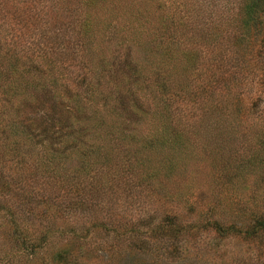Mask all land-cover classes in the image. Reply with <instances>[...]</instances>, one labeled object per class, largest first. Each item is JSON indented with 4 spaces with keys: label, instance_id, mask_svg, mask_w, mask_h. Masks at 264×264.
Masks as SVG:
<instances>
[{
    "label": "rangeland",
    "instance_id": "rangeland-1",
    "mask_svg": "<svg viewBox=\"0 0 264 264\" xmlns=\"http://www.w3.org/2000/svg\"><path fill=\"white\" fill-rule=\"evenodd\" d=\"M263 223L264 0H0V264H264Z\"/></svg>",
    "mask_w": 264,
    "mask_h": 264
},
{
    "label": "trees",
    "instance_id": "trees-1",
    "mask_svg": "<svg viewBox=\"0 0 264 264\" xmlns=\"http://www.w3.org/2000/svg\"><path fill=\"white\" fill-rule=\"evenodd\" d=\"M49 124L51 125V127L52 126H54V127H52V128H54V129H56V124H55V122H49ZM59 124V123H58ZM60 129H62V128H60V126H59V128H58V130H60ZM213 228L215 229V231L217 232V233H226L229 229L228 228H225V227H223V226H220L219 224H215L214 226H213ZM261 229H264V223L262 224V225H260V230ZM230 230H231V228H230Z\"/></svg>",
    "mask_w": 264,
    "mask_h": 264
}]
</instances>
